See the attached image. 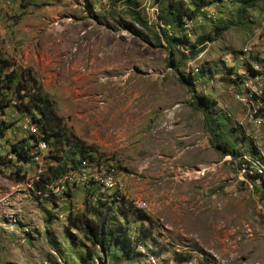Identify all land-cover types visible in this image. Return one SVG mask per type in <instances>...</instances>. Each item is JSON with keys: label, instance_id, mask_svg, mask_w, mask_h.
<instances>
[{"label": "rangeland", "instance_id": "rangeland-1", "mask_svg": "<svg viewBox=\"0 0 264 264\" xmlns=\"http://www.w3.org/2000/svg\"><path fill=\"white\" fill-rule=\"evenodd\" d=\"M240 5L216 0L178 27L162 24L158 0H0V55L119 176L103 195L111 221L149 234L106 251L73 226L71 214L93 216L86 197L99 187L68 172L35 186L55 149L17 158L13 143L43 135L15 101L0 115V264H264V0L241 20ZM217 24L229 26L192 53ZM163 27L176 43L159 39ZM196 100L221 117L234 156L215 147Z\"/></svg>", "mask_w": 264, "mask_h": 264}, {"label": "trees", "instance_id": "trees-1", "mask_svg": "<svg viewBox=\"0 0 264 264\" xmlns=\"http://www.w3.org/2000/svg\"><path fill=\"white\" fill-rule=\"evenodd\" d=\"M216 0H158L161 5L160 20L165 26H181L184 27L187 20H194L202 13L203 8L212 4ZM261 0H240L241 5L237 9L239 20L248 7L256 6ZM229 25L224 24L215 25L214 33L205 32L196 40L199 48L192 50V53H198L204 49L206 40L216 39L217 36L223 33ZM162 38L167 41L168 45L176 43V39L168 35L167 30L163 27L159 39ZM182 41V40H180ZM264 62V59H263ZM12 67L11 60L0 55V115L3 114L13 102H19L20 108L33 115V119L37 121L38 127L41 131L43 141L53 145L55 149L54 165H50L46 170L41 172L40 179L34 182L35 186L40 190L59 179L70 170L78 168L79 164L84 158H92V149L87 146L75 134H68L66 127L61 123V120L56 115L53 103L50 98L43 93L42 87L35 81L34 78H22V74ZM11 69V70H10ZM31 83V84H30ZM8 91H13L14 96L10 95ZM196 104L202 109L207 127L215 139L213 144L226 154L235 155V145L230 143L227 139L220 137L219 128L223 124L220 116H214L208 106L200 104L196 100ZM10 126L9 122L0 120V138L4 136L6 129ZM34 137V136H33ZM28 138H23L12 144L11 149L18 159L29 161L32 159V150L40 140L33 138V142H29ZM68 147L69 150H66ZM1 158V156H0ZM1 160V159H0ZM95 189V188H94ZM89 189V196L86 200L90 206L96 209L93 216L87 213L70 215V220L73 226L83 231L84 235L92 240V242L99 246L102 250H106L111 246V243H122L125 240L135 239L139 242L144 236L149 235L147 232H142L141 236L132 237L128 228L122 224H115L110 219V209L107 206L109 201H104L109 196L103 194L97 195V202H92L93 193ZM69 194V193H68ZM99 205V206H97ZM107 206L106 214H100L102 211L99 207ZM122 209L125 208L122 206Z\"/></svg>", "mask_w": 264, "mask_h": 264}, {"label": "built area", "instance_id": "built-area-1", "mask_svg": "<svg viewBox=\"0 0 264 264\" xmlns=\"http://www.w3.org/2000/svg\"><path fill=\"white\" fill-rule=\"evenodd\" d=\"M24 127L29 128L31 126L25 125ZM35 127L32 126L30 131L32 130L34 133L37 132ZM38 144L39 147H46L45 141L40 140ZM33 156L38 163L41 162V154H35ZM105 167L103 163L100 164L90 158H85L81 161L78 168L68 172L66 179L74 183L91 182L99 187V194L105 195L108 191L117 189L121 186V180L116 172L108 169L107 171ZM48 186H51V184L46 185V188ZM43 190H45V188H43ZM96 198L97 194H93L92 199Z\"/></svg>", "mask_w": 264, "mask_h": 264}]
</instances>
